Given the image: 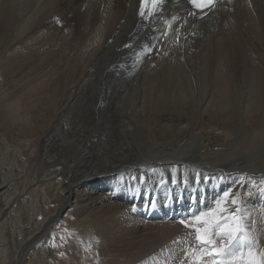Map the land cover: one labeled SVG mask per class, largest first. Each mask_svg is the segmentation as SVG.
Masks as SVG:
<instances>
[{
	"label": "bare ground",
	"instance_id": "6f19581e",
	"mask_svg": "<svg viewBox=\"0 0 264 264\" xmlns=\"http://www.w3.org/2000/svg\"><path fill=\"white\" fill-rule=\"evenodd\" d=\"M140 4L0 0V264L59 261L70 210L111 264H193L226 192L264 253V0Z\"/></svg>",
	"mask_w": 264,
	"mask_h": 264
},
{
	"label": "snow or ice",
	"instance_id": "6c2138e0",
	"mask_svg": "<svg viewBox=\"0 0 264 264\" xmlns=\"http://www.w3.org/2000/svg\"><path fill=\"white\" fill-rule=\"evenodd\" d=\"M189 3L194 8L203 10L213 6L214 0H189ZM156 7L159 4H153L152 10ZM144 14L142 7L141 15ZM229 196L228 192L224 194V200L217 202L215 211L195 216V226L185 225L193 228L200 251L193 264H201L204 257L211 258L212 264H264V253L254 251L253 239L244 225V216L238 214L239 209L229 211L222 207V204L228 202ZM230 202L235 205L237 199L233 198ZM181 223L184 224L185 221L182 220ZM244 249H247L246 255ZM193 255H196L195 252Z\"/></svg>",
	"mask_w": 264,
	"mask_h": 264
},
{
	"label": "rangeland",
	"instance_id": "374dc122",
	"mask_svg": "<svg viewBox=\"0 0 264 264\" xmlns=\"http://www.w3.org/2000/svg\"><path fill=\"white\" fill-rule=\"evenodd\" d=\"M200 84H202V81H200ZM12 144H13V142H12ZM73 182H74V180L72 181V183ZM235 183L236 182H234V185H235ZM68 213H69L68 215L66 213L63 215V217L61 219V223L59 225H57V227L55 228V232H56L55 239L56 238H57V240L59 239V241H60V243L62 245L61 247H62L63 251L61 252L62 256L60 257L59 261H56L55 258L51 259L53 264H68V263L72 262L73 261V257L71 255L70 249L73 248L72 247L73 245H77V248H80L81 250L84 249V248H88L89 249L88 253H87L86 250L82 253V255H83L82 258H83L84 264H111V262L108 260L107 256L106 255L103 256L101 254L100 249H101L102 245L98 246V247H95L94 244H90V245H86L85 244V245H83V242L81 240H78L77 242L75 241L76 232H75L74 225L72 223L73 222V211L70 210ZM6 232H7V236L9 238V241H10V238H11L12 235L9 233L8 230ZM89 236H90L89 238H92V234H90ZM171 242L173 244H177L176 242H173V240ZM9 243H7L8 247H9ZM123 245L126 246L124 243H123ZM91 248H92V250H95V251L92 252L90 250ZM253 248L255 250L254 241H253ZM156 250L164 252V246L163 245H159V247ZM31 251H32V249L29 250L28 255H29V253ZM60 255L61 254H58V256H60ZM21 256H23V253H22ZM121 257H122V255L120 256L118 254L117 255V260H121L120 259ZM28 258H29V256H28ZM122 260H123V257H122ZM145 262L146 261H144V263ZM144 263L140 262V264H144ZM189 263H190V261H189ZM148 264H152V261H149Z\"/></svg>",
	"mask_w": 264,
	"mask_h": 264
}]
</instances>
